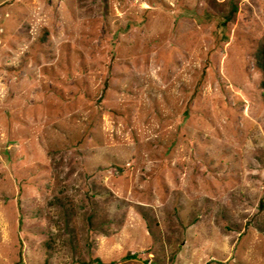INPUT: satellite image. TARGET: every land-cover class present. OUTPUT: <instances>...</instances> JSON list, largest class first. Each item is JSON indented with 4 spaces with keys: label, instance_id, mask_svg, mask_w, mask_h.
<instances>
[{
    "label": "rangeland",
    "instance_id": "1",
    "mask_svg": "<svg viewBox=\"0 0 264 264\" xmlns=\"http://www.w3.org/2000/svg\"><path fill=\"white\" fill-rule=\"evenodd\" d=\"M263 40L264 0H0V264H264Z\"/></svg>",
    "mask_w": 264,
    "mask_h": 264
},
{
    "label": "trees",
    "instance_id": "2",
    "mask_svg": "<svg viewBox=\"0 0 264 264\" xmlns=\"http://www.w3.org/2000/svg\"><path fill=\"white\" fill-rule=\"evenodd\" d=\"M254 63H255L256 69L261 74V81H260L259 86L264 96V40L261 41L255 49ZM94 261L96 263H100L98 259H95Z\"/></svg>",
    "mask_w": 264,
    "mask_h": 264
}]
</instances>
